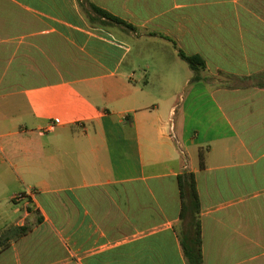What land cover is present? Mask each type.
Wrapping results in <instances>:
<instances>
[{
    "label": "crops",
    "instance_id": "1",
    "mask_svg": "<svg viewBox=\"0 0 264 264\" xmlns=\"http://www.w3.org/2000/svg\"><path fill=\"white\" fill-rule=\"evenodd\" d=\"M0 66V264H189L186 173L203 264H264V0H0Z\"/></svg>",
    "mask_w": 264,
    "mask_h": 264
},
{
    "label": "trees",
    "instance_id": "2",
    "mask_svg": "<svg viewBox=\"0 0 264 264\" xmlns=\"http://www.w3.org/2000/svg\"><path fill=\"white\" fill-rule=\"evenodd\" d=\"M91 9L101 18L132 30L135 29L127 22L111 15L93 4H91ZM180 57L196 72L205 68V63L200 57L187 56L183 52H180ZM195 79L197 80L198 78L196 77ZM200 157L202 160L203 155ZM178 184L182 208L180 214L181 225L177 232L180 237L181 245L189 264H203L202 207L195 174L186 173L178 176Z\"/></svg>",
    "mask_w": 264,
    "mask_h": 264
},
{
    "label": "rangeland",
    "instance_id": "3",
    "mask_svg": "<svg viewBox=\"0 0 264 264\" xmlns=\"http://www.w3.org/2000/svg\"><path fill=\"white\" fill-rule=\"evenodd\" d=\"M155 51H158V49H156ZM152 52H154L153 49L150 50L147 49V53H152ZM6 57H7L5 59L6 64L3 65V70H6L8 74H12L17 65L13 62H10L12 61L11 56H6ZM1 67L2 66H0V72H1ZM1 131H4V133H8L10 131V128H4L1 129L0 132ZM9 140H10L9 138H6L4 140V142H6L4 143L6 154H11V151L13 149V143H10ZM263 167H264V159H262L254 167V169L244 168L243 170L244 178H243V189L241 193L242 194L241 199L243 200L244 203V212H246V215L248 216H254V210L251 208L252 205L258 204L259 202L260 203L264 202V177L262 176ZM247 172L248 173L253 172V174L258 173V176L257 177L249 176L246 174Z\"/></svg>",
    "mask_w": 264,
    "mask_h": 264
},
{
    "label": "built area",
    "instance_id": "4",
    "mask_svg": "<svg viewBox=\"0 0 264 264\" xmlns=\"http://www.w3.org/2000/svg\"><path fill=\"white\" fill-rule=\"evenodd\" d=\"M33 195V192L30 191V192H24V193H20V194H17L14 196V200L16 201H22L26 198H28L29 196H32Z\"/></svg>",
    "mask_w": 264,
    "mask_h": 264
}]
</instances>
